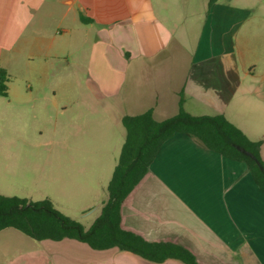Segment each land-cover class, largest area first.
Segmentation results:
<instances>
[{"label": "crops", "instance_id": "1", "mask_svg": "<svg viewBox=\"0 0 264 264\" xmlns=\"http://www.w3.org/2000/svg\"><path fill=\"white\" fill-rule=\"evenodd\" d=\"M250 4L0 0V67L12 74L27 54L30 76L36 62L56 72V62L86 58L96 103L116 109L117 150L126 139L123 117L150 111L164 120L183 109L224 115L261 141L264 160V0ZM121 224L149 241L181 244L201 264H264V192L245 161L189 133L163 142L123 201ZM17 239L0 245V264H185L152 262L117 247L94 249L71 238ZM21 242L26 249H18ZM235 252L249 259H222Z\"/></svg>", "mask_w": 264, "mask_h": 264}, {"label": "rangeland", "instance_id": "2", "mask_svg": "<svg viewBox=\"0 0 264 264\" xmlns=\"http://www.w3.org/2000/svg\"><path fill=\"white\" fill-rule=\"evenodd\" d=\"M202 1L180 3L197 7ZM87 62L59 61L56 72L36 62L29 76V55L18 58L9 74L8 95L0 94V192L34 201L50 198L89 228L108 198L121 132L116 109L95 101ZM16 237L34 241L11 227L0 232V245H16ZM26 248L19 244V250ZM231 258L249 259L244 252L222 257Z\"/></svg>", "mask_w": 264, "mask_h": 264}, {"label": "trees", "instance_id": "3", "mask_svg": "<svg viewBox=\"0 0 264 264\" xmlns=\"http://www.w3.org/2000/svg\"><path fill=\"white\" fill-rule=\"evenodd\" d=\"M83 21H87L82 16ZM9 73L0 67V94L8 95ZM126 139L120 157L108 183L109 197L89 228L58 209L50 198L34 201L27 197L0 192V231L16 228L36 240L71 238L94 249L117 247L128 250L152 262L177 259L185 264H201L189 248L172 241H149L121 224V207L128 194L143 178L163 142L176 132L199 138L209 148L223 155L245 161L264 192V160L261 141L251 140L224 115H192L181 109L178 114L156 120L147 111L125 116ZM236 145L253 152L254 159L242 153Z\"/></svg>", "mask_w": 264, "mask_h": 264}, {"label": "water", "instance_id": "4", "mask_svg": "<svg viewBox=\"0 0 264 264\" xmlns=\"http://www.w3.org/2000/svg\"><path fill=\"white\" fill-rule=\"evenodd\" d=\"M236 147H237L242 153H244L245 155L251 157V158L254 159V160H255V161H256L261 167H263L262 164H261V162H260V160L257 158V156H256L253 152L247 150L246 148H244V147L241 146V145H236Z\"/></svg>", "mask_w": 264, "mask_h": 264}]
</instances>
